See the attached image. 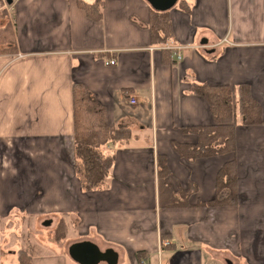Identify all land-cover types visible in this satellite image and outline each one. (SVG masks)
Returning <instances> with one entry per match:
<instances>
[{
	"label": "crops",
	"instance_id": "obj_1",
	"mask_svg": "<svg viewBox=\"0 0 264 264\" xmlns=\"http://www.w3.org/2000/svg\"><path fill=\"white\" fill-rule=\"evenodd\" d=\"M181 1L159 10L102 0L95 20L77 0H12V40L0 42V264H18L20 249L31 264H78L67 250L83 240L112 250L116 264H264V0H183L189 12ZM151 10L168 13L165 44L151 42ZM169 45L181 49L169 56ZM74 82L104 106L108 124L130 130L106 144V184L89 191L75 175ZM192 83L247 84L261 106L262 123L238 119L233 153L188 161L174 150L197 141L182 127L213 124ZM159 155L174 191L196 186L187 206H159ZM230 159L237 204L197 205L214 197ZM10 219H49L52 230L62 222L66 235L22 248Z\"/></svg>",
	"mask_w": 264,
	"mask_h": 264
},
{
	"label": "trees",
	"instance_id": "obj_2",
	"mask_svg": "<svg viewBox=\"0 0 264 264\" xmlns=\"http://www.w3.org/2000/svg\"><path fill=\"white\" fill-rule=\"evenodd\" d=\"M88 16L98 20L101 18L102 0L87 3L77 0ZM180 7L189 12V7L183 0ZM148 28L152 43L165 44L172 37L169 16L166 11L151 10ZM11 30L0 35V42L12 40ZM169 56L172 51L165 49ZM173 62V60H171ZM189 91L200 96L209 105L213 124L206 126L182 127L184 132L196 136L195 144L173 143L174 150L185 160L233 153L235 149V127L238 119L244 125L262 123L261 106L255 100L247 84L236 87L227 85H209L192 83ZM72 117L74 136L75 175L81 188L89 191L99 189L106 184L108 173L113 164V155L105 150L109 142L123 143L130 136V130L124 125H110L105 117L104 106L98 102L93 94L81 83L72 85ZM170 172L166 160L162 155L157 158L158 203L162 208L181 207L188 205V197L196 192V186L189 183L187 191L170 187L168 176ZM215 194L208 201L197 202L204 206L236 205L237 172L236 162L230 159L218 169L215 177ZM57 241L64 239L65 226L59 222L55 228ZM18 264H31L29 253L20 249L17 251Z\"/></svg>",
	"mask_w": 264,
	"mask_h": 264
},
{
	"label": "rangeland",
	"instance_id": "obj_3",
	"mask_svg": "<svg viewBox=\"0 0 264 264\" xmlns=\"http://www.w3.org/2000/svg\"><path fill=\"white\" fill-rule=\"evenodd\" d=\"M13 18L11 17V4L7 3L6 0H0V35L8 34V30L12 31L13 26ZM11 38V37H10ZM10 41L5 42L8 45ZM1 45V44H0ZM5 221V220H3ZM8 221V220H7ZM6 221V222H7ZM9 221L14 222V226H16V232L18 238L16 241L18 245L24 247L29 246L27 244H31L32 241H37L36 243L45 242L49 239L53 240L55 237V229L52 228V224L50 226H43L42 219L40 220H16L10 219ZM56 228V227H55ZM32 238V241H30Z\"/></svg>",
	"mask_w": 264,
	"mask_h": 264
},
{
	"label": "water",
	"instance_id": "obj_4",
	"mask_svg": "<svg viewBox=\"0 0 264 264\" xmlns=\"http://www.w3.org/2000/svg\"><path fill=\"white\" fill-rule=\"evenodd\" d=\"M176 0H148V2L156 9L165 10L170 8ZM11 4L12 0H6ZM51 220L47 219L43 225H49ZM68 255L78 264H97L105 260L108 264H116L117 256L112 250L101 252L97 245L89 240H83L72 243L68 247ZM112 254V255H111Z\"/></svg>",
	"mask_w": 264,
	"mask_h": 264
},
{
	"label": "built area",
	"instance_id": "obj_5",
	"mask_svg": "<svg viewBox=\"0 0 264 264\" xmlns=\"http://www.w3.org/2000/svg\"><path fill=\"white\" fill-rule=\"evenodd\" d=\"M168 49H175V50H180L181 49V47L180 46H174V45H169L168 47H167ZM174 50V51H175ZM177 58L179 59L180 58V55L179 54H177ZM106 64H109V65H113V64H115V60L114 59H110V60H108V61H106ZM132 103L134 102L133 100L131 101ZM141 264H146V261L145 260H141Z\"/></svg>",
	"mask_w": 264,
	"mask_h": 264
}]
</instances>
